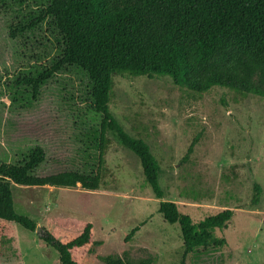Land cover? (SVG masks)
<instances>
[{"label": "rangeland", "instance_id": "1", "mask_svg": "<svg viewBox=\"0 0 264 264\" xmlns=\"http://www.w3.org/2000/svg\"><path fill=\"white\" fill-rule=\"evenodd\" d=\"M42 4H0V163L20 161L39 145L46 159L38 175L90 172L99 151L88 144L100 122L92 109L88 74L67 66L35 99L31 88L19 82L61 56V37L47 20L11 37L12 27L34 21ZM113 79L110 109L130 135L150 145L161 166L163 200L177 203L194 222L234 211L227 227L215 231L225 244L190 252L185 264H264V97L241 96L221 86L197 93L165 75L115 74ZM107 136V171L99 189L14 185L17 212L39 228L31 232L11 223L0 235V264H61L42 234L66 239L89 222L94 243L76 253L81 264H106L102 257L108 254L181 264L180 225L159 212L161 199L146 182L137 155L112 133ZM194 139V150L186 157ZM255 184L262 187L258 202Z\"/></svg>", "mask_w": 264, "mask_h": 264}, {"label": "trees", "instance_id": "2", "mask_svg": "<svg viewBox=\"0 0 264 264\" xmlns=\"http://www.w3.org/2000/svg\"><path fill=\"white\" fill-rule=\"evenodd\" d=\"M24 0H0L4 5ZM34 21L12 27L11 37L24 33L44 20L49 21L62 40L61 56L51 66L19 79L31 88L35 99L54 75L67 66L86 72L92 88V109L99 117L89 147L99 151L96 168L90 172L66 170L38 175L46 159L42 146H35L17 162L0 163V235L9 225L18 224L34 232L38 224L15 207L14 185L73 188L81 185L97 190L107 171L106 153L111 143L108 132L140 160L146 182L156 198L161 199L159 212L164 219L178 223L184 242L181 264L188 253L197 249L222 247L226 239L215 235L232 219L234 211L225 209L194 222L182 214L177 203L163 200L160 184L161 166L150 145L130 135L110 109L114 75L171 76L175 83L197 92L213 86L228 88L241 96L264 97V0H41ZM125 4V6H122ZM14 100L16 98L14 97ZM190 144L186 157L194 150ZM186 159V158H184ZM254 201L262 187L255 184ZM138 231L132 229L128 242ZM41 239L58 253L61 264H81L76 253L94 243L93 224L86 223L77 235L59 239L46 231ZM106 264H153L152 258L131 260L108 254Z\"/></svg>", "mask_w": 264, "mask_h": 264}, {"label": "water", "instance_id": "3", "mask_svg": "<svg viewBox=\"0 0 264 264\" xmlns=\"http://www.w3.org/2000/svg\"><path fill=\"white\" fill-rule=\"evenodd\" d=\"M38 228H39V227H38ZM38 228H37V229H38Z\"/></svg>", "mask_w": 264, "mask_h": 264}]
</instances>
